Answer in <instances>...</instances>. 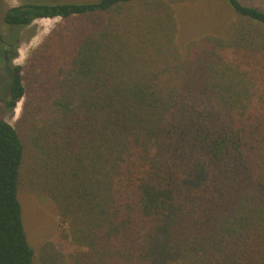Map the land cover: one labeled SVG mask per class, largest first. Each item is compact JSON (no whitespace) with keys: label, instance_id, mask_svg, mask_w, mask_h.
Segmentation results:
<instances>
[{"label":"trees","instance_id":"1","mask_svg":"<svg viewBox=\"0 0 264 264\" xmlns=\"http://www.w3.org/2000/svg\"><path fill=\"white\" fill-rule=\"evenodd\" d=\"M199 1L5 12L12 41L60 22L6 66L1 100L24 102L15 126L0 120V264H264V6L225 0L224 33L183 52L176 5ZM25 177L58 207L68 255L47 243L36 258Z\"/></svg>","mask_w":264,"mask_h":264},{"label":"rangeland","instance_id":"2","mask_svg":"<svg viewBox=\"0 0 264 264\" xmlns=\"http://www.w3.org/2000/svg\"><path fill=\"white\" fill-rule=\"evenodd\" d=\"M96 1L98 0H0V35L4 40L10 41L9 31L14 29L5 23V12L11 7L26 3L56 5ZM240 1L247 5L264 6V0ZM176 15L179 24L177 41L184 52L193 40L205 36H221L227 24L235 17V12L225 0H201L176 5ZM59 22V19H38L26 28L16 29V38L11 43L14 47L13 42L17 41V47H14L17 51V58L11 60L8 59L10 56H4L5 46L0 41V120H5L15 126L21 116L24 102L21 100L13 111L5 108L2 100L8 101L11 98V77L6 66L8 64L26 65L29 53L43 43L46 35ZM26 179L27 177L23 180V188L18 195L22 206L24 228L36 258L39 259L42 247L47 243L53 244L58 250L68 255L74 247L72 242L65 237L68 226L61 222L58 207L48 197L33 192L27 186ZM38 264H43V262L40 260Z\"/></svg>","mask_w":264,"mask_h":264},{"label":"flooded vegetation","instance_id":"3","mask_svg":"<svg viewBox=\"0 0 264 264\" xmlns=\"http://www.w3.org/2000/svg\"><path fill=\"white\" fill-rule=\"evenodd\" d=\"M11 31H9V35L8 36H10L11 37V33H10ZM12 38V37H11ZM9 39L10 41H7V40H4L3 38H2V36L0 35V41H1V43L5 46V48H4V56H7V57H11V52H12V50H13V44L11 43V41H12V39ZM7 47H8V49H7ZM12 49V50H11ZM8 59H11V58H8ZM8 59H6V60H8Z\"/></svg>","mask_w":264,"mask_h":264}]
</instances>
